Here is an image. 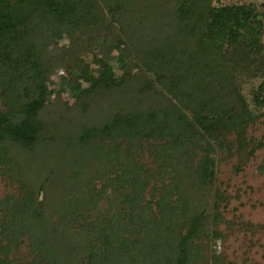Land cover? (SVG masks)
<instances>
[{"label": "trees", "instance_id": "trees-1", "mask_svg": "<svg viewBox=\"0 0 264 264\" xmlns=\"http://www.w3.org/2000/svg\"><path fill=\"white\" fill-rule=\"evenodd\" d=\"M251 75H264V0H0V167L19 185L0 264H76L80 237L89 264L139 245L138 264H226L205 254L219 237L205 186L223 157L243 172L264 152L251 132L264 81L250 98L238 82ZM67 98L71 119L39 118ZM185 133L193 177L171 157L190 154Z\"/></svg>", "mask_w": 264, "mask_h": 264}, {"label": "rangeland", "instance_id": "rangeland-1", "mask_svg": "<svg viewBox=\"0 0 264 264\" xmlns=\"http://www.w3.org/2000/svg\"><path fill=\"white\" fill-rule=\"evenodd\" d=\"M110 54L109 49L103 50V55L106 57ZM263 81L264 75L238 77V82L244 86V91L249 98L251 90L257 89ZM76 110L77 104L71 98L59 99L51 107L41 109L39 118L45 119L48 116L58 115L61 119L69 120ZM251 132L262 136L264 123L261 125L258 122L257 129L251 130ZM187 139L185 133L175 143L184 142V149L188 150L190 154L183 156L181 160L173 150L171 157L175 164L180 163L177 167L180 174L188 170L193 177L196 175L195 168L199 160V153L188 145ZM168 140L174 142L170 137ZM262 158H264V152H260L258 159L245 171L238 172L236 155L231 158L223 157L218 164L215 178L205 186L207 196L210 194L207 213L213 220L209 223L213 225L211 228H214L219 234L218 238H207L203 243L205 254L210 263L213 256L224 255L226 264H264V228L262 226L264 225V172L258 168ZM217 195H220L223 200H220ZM18 197V183H13L8 176L2 173L0 167V220L4 218L8 203ZM215 217L223 219L215 221ZM231 223L233 224L231 225ZM52 237L58 244V247H54L55 255L60 257L61 251L69 247V242L64 244L55 229L52 232ZM134 238L136 239V236ZM23 240L25 242L18 251V256L32 259L33 253L29 248L30 239L28 236H23ZM49 242L51 243L50 240ZM70 243L76 264H89L88 254L92 249L91 243L85 242L81 237L78 240L70 241ZM81 243H84L83 247L80 246ZM140 253V245L134 247L129 253L121 252L118 262L138 264L141 261ZM143 262L149 263L146 259Z\"/></svg>", "mask_w": 264, "mask_h": 264}]
</instances>
